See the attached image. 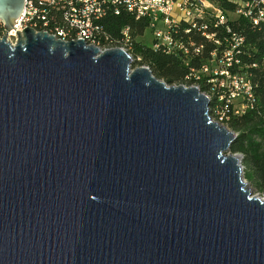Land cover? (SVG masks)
I'll return each mask as SVG.
<instances>
[{
    "label": "water",
    "instance_id": "1",
    "mask_svg": "<svg viewBox=\"0 0 264 264\" xmlns=\"http://www.w3.org/2000/svg\"><path fill=\"white\" fill-rule=\"evenodd\" d=\"M25 0H0L9 33ZM0 39V264H264V198L210 98L26 28Z\"/></svg>",
    "mask_w": 264,
    "mask_h": 264
},
{
    "label": "built area",
    "instance_id": "2",
    "mask_svg": "<svg viewBox=\"0 0 264 264\" xmlns=\"http://www.w3.org/2000/svg\"><path fill=\"white\" fill-rule=\"evenodd\" d=\"M227 3L233 9H226L219 0H25L9 33L0 23L1 37L7 36L15 44L16 33L29 28L62 42L81 39L101 51L121 48L130 53L131 30L125 28L119 38H114L105 26L110 16L126 12L137 21L147 22L154 51L181 58L187 67L191 60L207 55L198 69H190L182 85L206 94L212 102L213 120L227 126L232 117L243 116L254 107L255 85L240 61L246 39L238 26L246 20L264 32V0ZM196 38L204 43L198 44ZM208 45L212 49L208 50Z\"/></svg>",
    "mask_w": 264,
    "mask_h": 264
},
{
    "label": "trees",
    "instance_id": "3",
    "mask_svg": "<svg viewBox=\"0 0 264 264\" xmlns=\"http://www.w3.org/2000/svg\"><path fill=\"white\" fill-rule=\"evenodd\" d=\"M219 1L226 9H233V5L227 3V0ZM105 26L114 38H119L121 31L129 28L132 37L130 54L135 62L140 61V65L150 68L156 78L168 85H182L190 69H198L207 56L191 60L187 67L181 58L146 47L137 38L146 31L147 22L137 21L126 12L120 16H110L106 19ZM238 31L246 39L245 54L240 57V61L243 71L251 74L255 85V101L253 109H248L243 116L232 117L227 127L237 134L232 153L242 156L246 181L260 193H264V32L253 28L246 20L240 21ZM196 41L198 44L204 43L200 38H196ZM207 49L212 47L208 45ZM252 65L258 67L252 68Z\"/></svg>",
    "mask_w": 264,
    "mask_h": 264
},
{
    "label": "rangeland",
    "instance_id": "4",
    "mask_svg": "<svg viewBox=\"0 0 264 264\" xmlns=\"http://www.w3.org/2000/svg\"><path fill=\"white\" fill-rule=\"evenodd\" d=\"M1 37V36H0ZM4 37V36H3ZM3 37H1V38H3ZM137 41L138 42H141L143 45H145L146 47H149V48H152V46H153V35H152V33H151V31H149V30H146L145 32H144V34L141 36V37H138L137 38ZM14 43H16V42H14ZM140 61H137V62H134V67L135 68H139V67H144V66H142V65H140V63H139ZM224 126V125H223ZM225 127H227V126H225ZM242 161H243V159H242ZM252 186V185H251ZM252 188L254 189V193L256 194V195H259V197H262V198H264V193H260L254 186H252Z\"/></svg>",
    "mask_w": 264,
    "mask_h": 264
},
{
    "label": "bare ground",
    "instance_id": "5",
    "mask_svg": "<svg viewBox=\"0 0 264 264\" xmlns=\"http://www.w3.org/2000/svg\"><path fill=\"white\" fill-rule=\"evenodd\" d=\"M9 41H11V40H9Z\"/></svg>",
    "mask_w": 264,
    "mask_h": 264
}]
</instances>
